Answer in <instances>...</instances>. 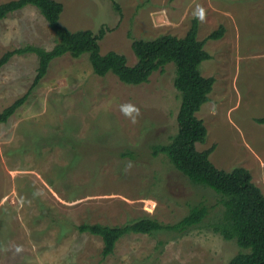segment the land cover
<instances>
[{
    "label": "rangeland",
    "instance_id": "374dc122",
    "mask_svg": "<svg viewBox=\"0 0 264 264\" xmlns=\"http://www.w3.org/2000/svg\"><path fill=\"white\" fill-rule=\"evenodd\" d=\"M10 0H0V4ZM70 30H104L100 52L133 65L134 39L183 37L197 19L211 58L204 76L215 79L197 116L207 128L199 150L219 169L246 168L264 195V0H55ZM118 6V8H117ZM55 36L28 5L0 21V57L33 44L50 49ZM34 54L14 55L0 68V111L26 93L36 73ZM175 66L147 83L127 85L94 74L88 55L51 62L27 100L0 123V264H226L240 248L207 225L183 233L160 230L121 237L102 258V240L80 233L82 223L123 225L149 217L174 224L199 202L216 203L193 186L154 145L177 131ZM131 151L132 156L122 155ZM190 205V206H189ZM218 209V210H217Z\"/></svg>",
    "mask_w": 264,
    "mask_h": 264
},
{
    "label": "trees",
    "instance_id": "16d2710c",
    "mask_svg": "<svg viewBox=\"0 0 264 264\" xmlns=\"http://www.w3.org/2000/svg\"><path fill=\"white\" fill-rule=\"evenodd\" d=\"M28 5L39 10L53 32L55 41L50 49L27 44L1 55L0 68L12 56L28 53L36 55L38 65L26 93L0 111V123L6 122L27 100L46 76L51 62L64 55L77 59L87 54L94 74H111L120 82L133 86L147 83L155 71H162L167 64L173 63V84L179 92L180 100L176 117L177 131L168 143L154 145L152 154L165 155L191 185L209 189L217 196L216 203L212 205L202 201L189 205L188 213L174 224H162L149 217H140L117 226L98 223L77 225L80 233L101 238L102 258L113 254L117 241L127 234L150 235L160 230L183 233L200 226L219 206L221 213L210 217L207 225L225 240H234L240 248L226 264H264V195L252 182L251 174L246 168L235 167L231 171L219 169L209 159L213 147L204 150L197 148V144L204 143L207 136V128L197 112L209 101L215 82L212 76L201 73L202 63L211 58L204 46L207 40H217L223 36V25L203 40L197 37V19L192 21L183 37L165 34L148 40L134 39L131 50L136 62L129 65L122 54L114 51L105 54L100 52L99 41L104 37L103 29L94 33L89 29L70 30L62 25L60 15L63 5L58 1L10 0L1 3L0 21ZM256 120L264 124V117ZM122 155L132 156V153L128 151Z\"/></svg>",
    "mask_w": 264,
    "mask_h": 264
}]
</instances>
